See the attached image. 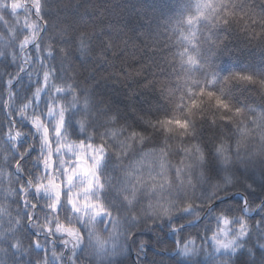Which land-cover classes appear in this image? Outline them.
Returning a JSON list of instances; mask_svg holds the SVG:
<instances>
[{"label":"snow or ice","instance_id":"snow-or-ice-1","mask_svg":"<svg viewBox=\"0 0 264 264\" xmlns=\"http://www.w3.org/2000/svg\"><path fill=\"white\" fill-rule=\"evenodd\" d=\"M87 7L0 0V264H264V0H152L123 108L133 36Z\"/></svg>","mask_w":264,"mask_h":264},{"label":"trees","instance_id":"trees-1","mask_svg":"<svg viewBox=\"0 0 264 264\" xmlns=\"http://www.w3.org/2000/svg\"><path fill=\"white\" fill-rule=\"evenodd\" d=\"M151 2L152 0H71L72 4H87L89 14L105 21H118L117 27L123 28L129 36H133V41H130L127 47L121 45L122 52L120 56L112 58L111 63L105 64L98 77L104 78L101 80L102 85L110 91L122 108L141 99L154 102L155 98L159 96V87L152 75L154 71L150 63L152 54L148 53L147 49L141 50L145 37L135 39L140 31L139 26L144 20L145 13H150L147 5ZM80 11L84 12V9L81 8ZM141 68L142 71L139 74L132 71ZM124 69L132 71V76L128 80H125L122 74ZM253 217L256 218L255 213H253ZM207 222L205 221V223ZM199 231L203 234V227ZM142 238L150 240L152 245L148 250L147 259L149 261L155 260L157 264H160L161 261H163V264H168L171 252H162L155 246L154 234L144 233ZM200 242L202 241H198V243ZM131 260H136L135 250L132 251Z\"/></svg>","mask_w":264,"mask_h":264}]
</instances>
